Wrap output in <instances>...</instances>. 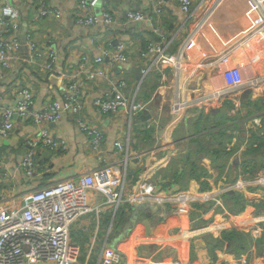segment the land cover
<instances>
[{
	"label": "crops",
	"instance_id": "obj_1",
	"mask_svg": "<svg viewBox=\"0 0 264 264\" xmlns=\"http://www.w3.org/2000/svg\"><path fill=\"white\" fill-rule=\"evenodd\" d=\"M4 1L0 0V8ZM11 1L21 10V33L27 29L36 42L46 50H53L58 59L50 66L49 57L29 64V50L23 49L14 70H7L2 75L0 71V106L14 105L18 99L17 90L23 86L31 88L32 108L35 110L53 101L63 105L71 85H75L78 100L83 104L80 116L101 127L104 139L99 149L90 148L89 137L81 131L77 117L70 113H64L55 122H44L53 137L64 138L68 146L63 153L54 154L39 145L35 172L28 181L20 162L28 148L26 139L34 138L40 126L31 117L15 115L10 135L6 138L0 136V202L13 196L20 200L21 195L32 188L31 181L37 187H43L58 179L103 166L121 167L132 182L139 179L157 182L161 194L151 202L152 206L155 203L176 204L169 193L177 190H211L218 194L221 188L243 175V171L238 172L236 164L241 165L248 144L240 140L235 145L237 136L234 135L230 147L235 145V152L229 157L216 156L213 148L219 145L216 140L212 142L215 135L211 132L214 130L207 126L213 122L236 121L227 118L235 112L225 110L223 106L228 97L238 96L245 111L252 105L249 99L264 98V52H256L251 40L248 45L245 42L235 49L227 63L220 66L200 63L206 56L225 50L245 33L249 22L246 16L248 0H193L194 6L200 4L194 14L184 13L176 0H164L161 12L157 13V25L165 32L166 53L178 51L197 29V23L203 19L206 21L185 49L182 68L177 70L164 62L155 65L137 90L139 80L131 67H148L152 60L142 57L141 52L151 41L161 37L153 31L149 21H132L127 12L139 10L151 16L153 10L147 0H102L101 6L91 11L100 16L101 9L109 11L113 17L109 27L103 21L83 27L76 14L79 0H33L34 4L30 0ZM44 9L49 13L42 15ZM110 41L125 43L130 62L114 66L105 63L107 79H90L85 66L80 65L82 56H88L86 65H92L93 57L99 54L97 44ZM123 79L126 82L122 86L124 93L136 103H145V108L132 116L126 110L99 115L94 100L112 95L113 85ZM254 79L259 80L257 85H245ZM234 81L239 82L235 91L230 88ZM214 92H220L221 96L213 95ZM245 98L246 105L243 103ZM176 102L177 106L183 104L177 114L173 111ZM145 110L152 117L141 121L140 116ZM249 118L239 119L240 124L244 125ZM248 124H252V120ZM127 136H130V154L134 157L126 160L125 152L116 148L114 142L122 140L126 143ZM171 162L174 165L168 170ZM248 187L242 189V194L233 195L242 199L238 208L240 203L263 202L264 190H249ZM231 193V190L225 192L226 196ZM90 202L99 206L100 211L87 213L71 231L72 241L80 248L79 264H112L100 260L104 250L121 253L124 264H264V249L260 253L257 251V240L251 235L253 242L240 255L227 251L226 241L224 250L218 249L215 256H211L207 239L199 242L208 235L221 239L223 231L232 227L247 230L252 224L256 226L264 217V211L248 213L239 210V213L232 211V215H228L211 203L203 205L202 212L193 217L189 202L186 209L178 212L170 210L167 213L141 205L139 211L126 206L119 215V209L113 214L111 205L98 191L91 192ZM156 215L161 217L156 222L158 231L152 228ZM261 238L264 233L258 237ZM193 241H198L194 259L191 258ZM249 254V262L244 263Z\"/></svg>",
	"mask_w": 264,
	"mask_h": 264
},
{
	"label": "built area",
	"instance_id": "obj_2",
	"mask_svg": "<svg viewBox=\"0 0 264 264\" xmlns=\"http://www.w3.org/2000/svg\"><path fill=\"white\" fill-rule=\"evenodd\" d=\"M32 1V0H30ZM152 6L153 13L146 16L142 11L129 10L127 16L135 22L149 21L154 32L160 35L161 39H154L141 52V56L150 58L151 64L142 70L143 79L149 71L160 63L180 68L185 49L194 40V36L199 31L200 25L206 19L197 23V29L187 38L185 45L175 53L167 54L164 43L165 32L157 25V13L162 10L164 0H147ZM184 13L194 14L199 9L200 4L194 6L193 0H176ZM102 0H79L77 6V17L83 27L96 25L100 21L109 27L113 23L112 14L101 9V16L91 10L100 7ZM44 9L42 15L48 14ZM56 14H60L56 11ZM21 10L11 0H5L0 8V71L1 74L6 70H14L16 61L19 60L21 52L25 47L29 50L28 63H36L49 57L50 66L57 61V56L53 50H46L34 40L31 33L21 38L20 18ZM246 16L249 18L248 28L233 44L225 50L213 53L202 59L201 65L210 66L222 65L227 63L235 49L252 38L264 36V0H248ZM99 54L93 57L92 65H86L88 56L83 55L80 62L85 66L90 79H107L108 72L103 67L105 63L114 66L116 64H127L130 62L125 43L114 44L112 41L97 44ZM1 76V75H0ZM142 82V81H141ZM259 82L258 79L250 80L245 85L254 86ZM239 82L231 83L230 88L237 90ZM126 84L121 80L113 85V94L100 96L94 100L95 111L101 114H112L121 110H126L131 116L139 114L144 108V104L135 102L131 96H127L122 86ZM139 86H137L136 90ZM220 97V92H214ZM18 99L14 105L0 106V136L6 138L14 127L15 115L21 118L31 117L35 123L39 124L38 133L32 139H26L28 147L20 166L28 181L33 178L35 172V158L39 145L45 146L47 150L54 154L63 153L68 146L67 140L62 137L56 138L50 133L44 122H55L64 113H70L77 117V123L88 137V146L92 149H99L104 139V132L97 124H91L80 116L83 104L78 100L75 85H71V91L67 92L66 100L63 105L58 101L48 103L40 110L32 108L33 93L30 87L23 86L17 90ZM179 98V96H178ZM236 108L240 107L238 96H231ZM179 102V101H178ZM177 103V102H176ZM183 108V104L173 106V111L177 114ZM130 136H127L126 143L122 140H115L116 148L125 152L126 160L134 157L130 154ZM262 175L252 183H264V170L246 177L240 176L239 179H247L251 176ZM129 182V183H128ZM234 183V182H233ZM251 180H239L234 184H229L221 188L218 194L211 190L206 191H182L177 190L172 195L173 202L180 206L187 203L198 201L202 203L211 202L214 206H219L225 214L232 215V211L224 204V194L226 191L249 185ZM129 184L132 186L130 188ZM30 188L25 191L20 200L18 196L10 197L5 202H0V264H79L80 248L71 239L73 225L83 216L91 211H100L99 206H94L90 202V194L98 191L105 196L107 204L111 205L113 214L117 209L127 205H137L145 202L154 201L161 192L158 191V183L152 180L139 179L132 182L126 170L119 166H103L90 169L79 173L76 176L58 179L53 183L37 187L31 181ZM205 193V194H203ZM222 194V195H221ZM185 196L186 198L175 199L174 197ZM196 203V202H194ZM211 205V204H210ZM234 213V212H233ZM160 215H163L160 213ZM237 215V214H236ZM250 235L254 240L264 233V217L255 225L249 226ZM100 260L110 261L112 264H124L123 256L118 251L104 250ZM247 263V260H244ZM151 262H155L151 260Z\"/></svg>",
	"mask_w": 264,
	"mask_h": 264
},
{
	"label": "trees",
	"instance_id": "obj_3",
	"mask_svg": "<svg viewBox=\"0 0 264 264\" xmlns=\"http://www.w3.org/2000/svg\"><path fill=\"white\" fill-rule=\"evenodd\" d=\"M250 102L252 105L249 106L246 111L244 110V106L242 107L241 105L238 109H234L232 99L228 97L225 100L223 106L225 110L230 109L235 111L234 114L228 115L227 118L229 120H236V121L228 122V123L213 122V123H209L207 126L208 129L214 130L211 132L215 135L212 139V142L216 140L217 141L216 144L219 145L218 148L217 147L213 148V152L216 154V156L229 157L235 152L234 146L236 144L230 147L234 135L237 136V139H240L241 141L245 140V142L248 144V146L245 148L243 152V154H245V157L243 158V161L241 162L240 165L241 166L240 171H243V175H242L243 177L253 175L257 171L264 169V152H263L264 151V98L260 97L254 101L249 99V103ZM243 103H245L246 105L247 103L246 98L243 100ZM257 112H259V114L254 115ZM247 118L249 119L244 121V125L240 124L239 119H247ZM250 120H252V124H248ZM236 123L238 124L235 127L234 124ZM245 124L247 127L245 126ZM144 205L161 209L167 213L170 210H172V212L173 211L178 212L181 209L187 208L186 206H180L175 203L156 204L153 206L150 205L149 203H145ZM203 205L205 204H197V203L189 204V206H192L191 213L193 217L198 212L200 213L202 212L200 210ZM253 205L257 207L259 205V208H261L262 206L261 211H264V199L263 202L256 204L254 203ZM128 206H130V209H134L136 211H139L138 209L142 207V206H138L137 208L130 204ZM239 210L242 209L239 208L234 213H237ZM169 230H173V229L170 228ZM205 239H207V246L209 247V252L211 253V256H215L216 250L218 249L224 250L226 241L228 242L226 246V250L233 252L237 255L243 254L246 251V249L249 248V245L253 242L249 233L238 227H232L231 229L224 230L221 239L214 235H208L206 237H202L199 240V242L202 240L205 241ZM256 243H257V251L259 253L262 252V250L264 249V238L258 239ZM197 248H198V241L195 242L193 241L191 247L192 259H194ZM239 251L241 253H239Z\"/></svg>",
	"mask_w": 264,
	"mask_h": 264
},
{
	"label": "rangeland",
	"instance_id": "obj_4",
	"mask_svg": "<svg viewBox=\"0 0 264 264\" xmlns=\"http://www.w3.org/2000/svg\"><path fill=\"white\" fill-rule=\"evenodd\" d=\"M252 42H253V49H255V51L256 52H258V51H263L264 52V38L262 37V36H259V37H255V38H252ZM249 41H251V39L249 40ZM249 41H247L245 44H247ZM248 45V44H247ZM244 46V45H243ZM259 57V56H258ZM226 74H229V71H227L226 70ZM243 79V78H242ZM140 95V94H139ZM140 104H143V103H140ZM144 105H145V103H144ZM253 108V107H252ZM212 120H214V119H212ZM226 123H228V121L226 122ZM240 141V139H235V143H236V145L238 144V142ZM224 158V157H223ZM235 163H237V162H235ZM174 165V162H171V163H169L168 164V170L169 169H171V166H173ZM236 166L238 167V172L240 171V169H241V166L240 165H238V163L236 164ZM262 175H258V176H251V177H249V178H247V179H239V180H246V181H248V180H251V183L248 185L249 187H248V189L249 190H254V189H263L264 190V183H252V181H256V180H258L260 177H261ZM229 177L230 178H232V175L231 174H229ZM238 180V181H239ZM188 181V179L187 178H185V182H187ZM238 181H236V182H238ZM236 182H234V183H236ZM234 183H231V184H234ZM247 186V185H246ZM245 187V186H244ZM231 194L230 195H228V196H226V194H225V198H224V203H225V206L229 209V210H231V211H237V209H242L243 211H248V213H251V212H260L261 211V209H262V206H261V208H259V205H258V207L257 206H254L253 204L254 203H251V204H244V203H240V206H239V208H238V203L242 200V199H240V198H235V197H233V195L234 194H237V195H240V194H242L243 192H244V190H242V189H239V188H235V189H231ZM203 194H205V193H203ZM175 199H180L179 198V196H177V197H174ZM193 202H196L197 204H211V202H208V203H202V202H198V201H193ZM188 204V203H187ZM192 204V203H191ZM126 206H128V205H125L124 207H121L120 209H119V212H118V214L119 215H121V212L124 210H126ZM249 206V207H248ZM254 206V207H253ZM241 211V210H240ZM238 213H239V211H238ZM159 214V213H158ZM159 218H161V217H158L157 215H156V217L153 219V222H155V226L154 227H152L153 228V230H155V231H158V223H156V222H158V220H159ZM255 218V217H254ZM152 222V223H153ZM159 228H160V226H159ZM247 230H245V229H242V230H245V231H247L248 233H249V235H250V231H249V227L248 228H246ZM160 230V229H159ZM239 253H241V252H239ZM249 260H250V254L247 256V261L249 262Z\"/></svg>",
	"mask_w": 264,
	"mask_h": 264
},
{
	"label": "water",
	"instance_id": "obj_5",
	"mask_svg": "<svg viewBox=\"0 0 264 264\" xmlns=\"http://www.w3.org/2000/svg\"><path fill=\"white\" fill-rule=\"evenodd\" d=\"M26 31H27V29L24 30V33L23 34H25ZM142 70H143V67L142 66H133V67H131V71L134 72V74L136 76V79L139 80V81L141 80ZM18 71H19V67L16 69L15 75L18 73ZM140 117H141V121H145V120H148L149 118H151L152 117V114L148 110H145L141 114ZM144 204L145 203L137 204V205H134V206L138 207V206H141V205H144Z\"/></svg>",
	"mask_w": 264,
	"mask_h": 264
},
{
	"label": "clouds",
	"instance_id": "obj_6",
	"mask_svg": "<svg viewBox=\"0 0 264 264\" xmlns=\"http://www.w3.org/2000/svg\"><path fill=\"white\" fill-rule=\"evenodd\" d=\"M31 2H33V0L31 1ZM35 3V1L33 2V4ZM29 32H26L25 34H23V33H21V29H20V34H21V38H23L24 39V36L26 35V34H28ZM156 35V34H155ZM114 43V42H113ZM114 44H116V43H114ZM168 54V53H167ZM175 68V67H174ZM182 68V66L179 68V69H181ZM144 69V68H143ZM177 70H179L178 68H176ZM7 71V70H6ZM5 72V71H4ZM4 74V73H3ZM2 75V74H1ZM2 77V76H1ZM143 74H142V76H141V80L139 81V83H138V86H140L141 84H142V82H143ZM142 81V82H141ZM178 97V96H177ZM230 98V97H229ZM231 99V98H230ZM240 101V100H239ZM232 102H233V100H232ZM177 104V103H176ZM182 104V103H181ZM175 105V104H174ZM233 105H234V103H233ZM240 105H241V103H240ZM234 109H238V108H236L235 107V105H234ZM145 203H149V204H151V202H145ZM155 204H160V203H155ZM162 204H164V203H162ZM179 205V204H178ZM133 206V205H132Z\"/></svg>",
	"mask_w": 264,
	"mask_h": 264
}]
</instances>
